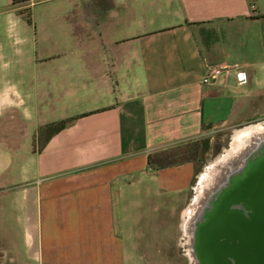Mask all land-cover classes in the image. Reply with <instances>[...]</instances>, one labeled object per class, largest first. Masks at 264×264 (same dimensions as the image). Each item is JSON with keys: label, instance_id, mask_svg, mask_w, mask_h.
<instances>
[{"label": "crops", "instance_id": "crops-1", "mask_svg": "<svg viewBox=\"0 0 264 264\" xmlns=\"http://www.w3.org/2000/svg\"><path fill=\"white\" fill-rule=\"evenodd\" d=\"M82 5L63 56L84 70L60 80L62 117L41 118L40 78L32 106L17 84L0 88V114L20 108L28 136L74 118L27 158L23 130L11 143L0 134V219L22 232L1 238L0 254L16 264H157L177 241L199 166L223 136L264 117V0ZM75 84L77 111L67 101Z\"/></svg>", "mask_w": 264, "mask_h": 264}, {"label": "rangeland", "instance_id": "rangeland-1", "mask_svg": "<svg viewBox=\"0 0 264 264\" xmlns=\"http://www.w3.org/2000/svg\"><path fill=\"white\" fill-rule=\"evenodd\" d=\"M82 6V0H26L24 3L16 5L13 4V0H0V88L17 84L23 91L26 107H28L33 104V87L37 85V80L40 78L42 94L49 93L47 96L42 95L40 100L39 108L42 119L54 120L62 117L64 90L60 80L66 75H70V72H72L73 78H81L84 70L80 62L74 64L72 68L68 67L65 65L66 61L63 56L65 43L70 37V23L75 21L73 18ZM22 12L25 14L24 16L18 15ZM32 13L33 17H31ZM23 79L24 82H22ZM75 87L77 88L76 97L67 99V101L69 104L73 103V110L77 111L80 109L81 101L77 98L80 95L79 86L75 84ZM6 120L8 123L5 122ZM1 123L0 134L7 135L8 141L16 138L15 136L22 130L24 131L25 144L32 143L30 148H25L26 158L30 156V152L37 150L42 144L39 127L43 124L38 128L32 127L31 136H28L27 120L23 117L20 108L9 109L0 114ZM257 123L264 125V117L248 122L239 128ZM231 137V133L223 136L220 141L223 146L219 147V143L211 160L199 166L186 208L180 224L177 226V241L169 244L167 257L158 259L157 264H193L189 254V235L186 232V224L191 219L188 211L192 209L194 212L203 207L209 209L214 203L217 197L213 198L216 173L213 172L209 180L205 178L202 181V179L206 173L212 170V165L228 151L232 142ZM10 143L7 147L3 144V147L8 149ZM28 165L26 164V166ZM198 196L202 197L199 206L196 202ZM200 219L201 216L198 222ZM9 223L13 222L9 220ZM175 232L176 228H169L170 242ZM4 236L21 237V228L15 224L6 225L0 219V246L2 245L1 238ZM7 254H0V264H16V259L5 257Z\"/></svg>", "mask_w": 264, "mask_h": 264}, {"label": "flooded vegetation", "instance_id": "flooded-vegetation-1", "mask_svg": "<svg viewBox=\"0 0 264 264\" xmlns=\"http://www.w3.org/2000/svg\"><path fill=\"white\" fill-rule=\"evenodd\" d=\"M208 210L193 239L199 264H264V139Z\"/></svg>", "mask_w": 264, "mask_h": 264}, {"label": "bare ground", "instance_id": "bare-ground-1", "mask_svg": "<svg viewBox=\"0 0 264 264\" xmlns=\"http://www.w3.org/2000/svg\"><path fill=\"white\" fill-rule=\"evenodd\" d=\"M263 139L264 125L262 123L247 126L243 129L238 130L234 134L231 146L228 151L223 154L219 158V160L216 161V163L212 165V170L206 173L202 179V181L205 178L209 180V178H211L212 176V173H216V178L213 187V191L215 193L213 195V198L221 195L222 191L230 185L233 178H235L236 175L239 174L240 170L244 168L248 160H250V158L256 153ZM196 200L197 205L199 206L202 197L198 196ZM205 210L208 213L209 210L206 207H203L200 210L198 209L194 212L192 211V209L188 211V214L191 219L190 222H187L186 224V232L189 235V254L192 258L193 264H199L196 252L194 250L193 239L197 235L196 225L198 224V219L200 218V216L202 219L204 215L205 217L208 215Z\"/></svg>", "mask_w": 264, "mask_h": 264}, {"label": "trees", "instance_id": "trees-1", "mask_svg": "<svg viewBox=\"0 0 264 264\" xmlns=\"http://www.w3.org/2000/svg\"><path fill=\"white\" fill-rule=\"evenodd\" d=\"M73 120L74 118H66L41 125L39 127V137L40 140H42V144L40 145V147L45 145L52 136L64 129Z\"/></svg>", "mask_w": 264, "mask_h": 264}, {"label": "built area", "instance_id": "built-area-1", "mask_svg": "<svg viewBox=\"0 0 264 264\" xmlns=\"http://www.w3.org/2000/svg\"><path fill=\"white\" fill-rule=\"evenodd\" d=\"M230 68V65L228 64H224V65H220V66H215L213 67L210 72L208 73V75L204 78V81L209 83V82H215L218 77L226 70H228ZM241 74V80H246L247 79V73L242 71L240 72Z\"/></svg>", "mask_w": 264, "mask_h": 264}]
</instances>
